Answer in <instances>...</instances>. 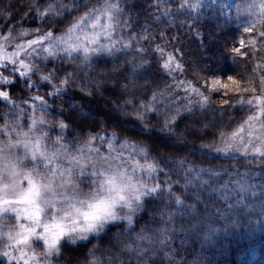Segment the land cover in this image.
<instances>
[{"label":"trees","instance_id":"1","mask_svg":"<svg viewBox=\"0 0 264 264\" xmlns=\"http://www.w3.org/2000/svg\"><path fill=\"white\" fill-rule=\"evenodd\" d=\"M110 2H118L123 9L121 24L114 37L129 43L130 48L114 56H96L88 66L81 59L69 60L63 54L50 58L47 63L38 62L36 70L44 75L54 73L55 84L65 77L70 81L65 87V96L57 103L51 101L53 109L44 115V119L53 128H57L55 125L61 120L70 125L64 130L65 143L74 153L77 146L88 143L89 135L96 138L94 144H99L101 136L106 137L102 140L104 148L110 147L111 143V147L122 149V142L128 140L137 147L150 150L148 162L154 160L158 164L150 183L158 184L160 192L146 198L145 210L134 219V231L124 233L112 226L108 236L102 235L103 243L90 238L92 243L64 245L57 261L59 264L69 261L86 264L89 252L95 251L99 264H137L135 255L123 250L124 244L132 243L135 247L137 234L156 237L162 227H168L175 229L166 246L172 253L171 261L164 257V250L160 249L157 240L151 246L157 251L149 264H264V215L261 214L264 158H223L205 152V148L219 142L221 132L228 134L236 130L256 111L247 103H239L240 96L249 97L251 93L235 91L228 76L240 81L242 88L251 86L256 89V95L261 94L260 77L264 75L261 26L245 32V27L255 17L240 13H233L227 21H216L213 18L215 8H208L205 14L199 15L188 7L193 0H187V3L185 0ZM62 3L66 6V15L53 17L49 12L37 17V7L46 10L48 5H53L59 9L58 0H0V35L24 29L29 30L30 37L49 31L60 36L74 17L103 5L105 0H62ZM85 3L87 8L67 11ZM142 36L148 38L141 39ZM252 40L257 41L255 48L249 43ZM169 54L182 65V70L170 73L164 68ZM249 78H252L251 85ZM212 79L221 80L229 88L217 87L209 91ZM186 87L198 88L207 101L191 91H184ZM29 90L32 89L27 88L25 82L17 79L10 93L22 98ZM142 103L155 104L154 109L144 112L143 123L137 120L135 111ZM71 104H78L79 108L70 107ZM182 105H188L192 111L180 113L175 124L170 125L174 132L167 129L162 132L165 119ZM3 106L0 100V127L6 123L2 119ZM81 109L92 113L94 118L81 120L77 115ZM145 124L151 131L144 130ZM113 133L115 142L108 139ZM124 149L128 152L124 158L144 164L142 156L130 148ZM181 160L185 162L183 167L179 164ZM200 169L215 170L220 175L210 176L207 171L201 173ZM204 180L208 183H203ZM175 196H180L185 205H196L195 218L189 214L190 208L178 210ZM217 209L228 215V221L220 219ZM169 214L173 223H166ZM205 223L221 229L207 241L204 239ZM151 248L145 253L146 257L152 256Z\"/></svg>","mask_w":264,"mask_h":264},{"label":"snow or ice","instance_id":"2","mask_svg":"<svg viewBox=\"0 0 264 264\" xmlns=\"http://www.w3.org/2000/svg\"><path fill=\"white\" fill-rule=\"evenodd\" d=\"M58 4L59 9L53 5H48L46 10L37 7V17L44 16L49 12L53 13V17L66 15V6L62 0H58ZM184 6L182 4V7ZM81 7L87 8V3L76 5L67 11H79ZM188 7L192 9L200 7L199 0ZM257 8L258 12L255 11ZM240 11L238 8V13ZM243 11L249 16H255L254 20L249 21V26L245 27L244 31L252 32L257 28V25H260L259 36L264 41V0H252V3L248 4ZM122 14L123 9L118 2L105 0L103 5L88 9L83 15L74 17L60 36H55L53 32L49 31L43 36L28 40L26 44H17V48L23 51L31 49L32 52L29 55L43 51L53 59L63 54L69 60L81 59L84 65L88 66L91 64L93 55L98 57L114 56L117 52L130 48L129 43L114 37L115 30L120 27ZM165 15H167V11H165ZM125 26H127L126 22ZM29 34L27 30L20 33L21 36ZM147 38V36L141 37V39ZM4 39L7 40L9 37H4ZM44 41L48 42L47 47H43ZM240 43L243 45L244 41L241 40ZM249 43L255 48L257 41L252 40ZM118 44L121 47H117ZM34 46L40 47L38 49ZM137 51L141 50L137 49ZM158 51L162 52L163 49L158 48ZM234 51L238 52L239 49H234ZM19 54L20 52L17 51L9 56L0 55V60L8 61L13 65L8 68L7 63L0 64V69L6 70L9 75L19 73L17 79L25 80V86L29 89L36 87L30 82L33 65L25 63L24 60L14 59ZM45 63H47V58H45ZM163 66L170 73L173 70H182V65L176 62L175 57L171 54L168 55ZM134 74L135 66L133 67ZM212 75L215 76V73ZM40 78L53 88V92L48 94L53 98L59 96L70 84L67 77L61 80L59 85L54 84L52 82L55 78L54 73L41 75ZM228 80L232 85H235V91L251 93L249 97L240 96L239 103H247L251 109L256 111L248 116L236 130L228 134L221 132L214 151L225 156L229 153H240L246 157L253 155L264 158V119H261L264 117V75L260 77V95L255 94L254 87L242 88L241 82L232 76H228ZM15 82L0 72V89L11 87ZM251 84L252 78H249V85ZM217 87L228 89L229 85L219 79H212L209 91H213ZM184 91H191L202 97L203 101H207V97L198 88L186 87ZM227 94L226 91L225 95ZM0 98L8 101L9 92L0 90ZM30 99L38 101L39 104L31 105L33 114L29 117L31 123L27 131L23 129L19 120L12 125L6 122L3 127H0V135L7 137V140H0V219L11 216L15 218L14 230L5 232L0 227V244H4L6 237L8 243L4 244L5 248L13 249L19 253L13 255L5 250L0 254L9 257L10 262H14V264H21V262L23 264H51L52 258H61L64 247L62 242L64 241L71 245H77L78 241L92 243L90 238H95L98 243H103L102 235L108 236L112 226L120 228L124 233L134 231V219L145 210L146 198L156 196L160 192L158 184L150 183L158 168V164L154 160L151 163L148 162L150 150L137 147L130 141L124 140L122 148H130L133 153L142 156L144 164L139 160H126L122 152L115 157L106 156L100 154L99 148L94 146L93 141L96 138L89 135L87 144L77 146L76 152H71L67 143H61L64 140L63 130L68 129L70 125L61 120L59 122L61 133L56 138L59 146L50 151L44 140V137L48 135L47 129L42 127L45 121L43 117L36 118L34 115L38 108L40 111L46 112L47 102L39 96L30 97ZM155 100L156 94L154 93L153 101ZM201 106L204 105L201 104ZM154 108V103H142L140 108L135 110L137 120L143 123L144 112ZM182 111L191 112L192 109L188 105L176 107L174 113L165 119L164 129L161 131L167 129L174 132L175 129L170 125L175 124ZM77 115L85 121L94 118L92 113L83 109ZM18 128L19 131H17ZM144 130L151 131L146 124ZM38 132L42 135L38 136ZM12 133H15L16 139H13ZM100 139L105 140L106 137L101 136ZM108 139L115 142V134L113 133L112 137ZM17 149L23 150L22 156L17 153ZM93 152L98 155L95 157L90 155ZM29 163L32 164L31 168L27 167ZM184 163L182 160L179 161L181 167ZM41 166L45 169L44 173L39 171ZM188 171L191 172L192 169L189 168ZM205 171L210 176L220 175L215 170L200 169L201 173ZM138 172L143 175L137 176ZM145 176L147 179L144 178ZM196 178L199 179V174L196 175ZM203 183L206 184L208 181L204 180ZM85 187L88 188L86 193L84 192ZM241 190H245L243 186ZM169 191L171 192V190ZM174 199L178 210L184 207L190 208L192 211L189 214L195 218L197 215L195 204L185 205L180 196H175ZM231 207L232 205H229V208ZM217 212L220 213V219L228 221L226 213L220 212L219 209ZM261 214L264 215V207H262ZM166 223H173L171 214H169ZM204 228L207 229L204 235L206 241L221 231L212 223H205ZM174 230V228L162 227L156 237L144 233L137 234L136 246L133 247L132 243H126L123 250L134 254L137 264H149V260L155 257L157 251L151 246L158 240L160 249L164 250V257L171 261L172 253L166 250V246L170 241V233ZM37 241H42V245L37 244ZM144 244L149 247H144ZM41 246L44 253L42 257H38L35 249ZM149 248L152 250V256L146 257L145 253L149 251ZM68 264H71V261ZM86 264H99V258L95 251L89 252Z\"/></svg>","mask_w":264,"mask_h":264},{"label":"rangeland","instance_id":"3","mask_svg":"<svg viewBox=\"0 0 264 264\" xmlns=\"http://www.w3.org/2000/svg\"><path fill=\"white\" fill-rule=\"evenodd\" d=\"M194 2H196V0H193L192 3H194ZM199 2H200V7L193 9L195 11V13H197L199 15H201V14L203 15L206 13L208 8H215V11H213V18L216 21L224 22V21L229 20L233 13H238V8L241 10L239 12L240 14H246L243 11V9H245L248 4H251L252 0H199ZM255 11L258 12L259 9L257 8V9H255ZM252 17H255V16H252ZM22 31H25V30L24 29H22V30L16 29V30H13L11 32L7 31L6 33L0 35V55L9 56V55H12L13 53L19 51L20 54L18 56L14 57V59H16L18 61L24 60L25 63H29V64L33 65V74H31L30 82L33 85H35L36 87L31 88L32 90H29L30 92L23 94L24 96L22 98H19L17 96L15 97L13 95L11 96L10 88L17 84V77H18L19 73L9 75V73L6 70L0 69V72H2L3 75L8 76L9 79L16 81L11 87H5L3 89H0V90L9 92V100L8 101H5L3 98H0V100L4 104V106L1 110L2 119L5 120L4 122H7L8 124L11 123V125H12L17 120H19L23 129L25 131H27L28 126L31 123L29 117L33 114L31 105L33 103L39 104L38 101H32L30 99V97L39 96L47 102L46 112H42L38 108L34 114L36 118L43 117V119L44 118L46 119V117L44 115L48 114L47 112L50 111L51 109H53V104L51 101L54 100L57 103L59 100H61L63 98V96H65V94H66V89L64 88V91L59 96H57L55 98L48 95L49 93L53 92V88L49 84H47L46 82L41 80L40 76L44 75V74L42 72H40L39 69L36 70V65L40 61H45V58H47V61H48L51 57H48V54L43 52V51H37V52L29 55V53L32 52L31 49H28L27 51H23V50H19L17 48V44H19V43L26 44V42L28 40L36 39L39 36H43L45 33L38 34L35 37H30V35L21 36L20 33ZM27 31H29V30H27ZM4 37H9V39L5 40ZM47 46H48V42L44 41L43 47H47ZM34 47H37L39 49L40 46H34ZM95 58H96V55H93L91 61H94ZM4 63H7L8 68L13 67V65L11 63H9L8 61L0 60V64H4ZM19 80H21V79H19ZM21 81L23 83L25 82V80H21ZM57 83L60 84V82H57ZM59 84H57V85H59ZM43 92H46V94L43 95L44 94ZM70 107L79 108L78 104L77 105L71 104ZM21 110H23V111H21ZM45 119H44L45 123H44V125H42V127L47 129L48 135L44 137V140H45L49 150L52 151V150H55L59 146L57 144L56 138L61 133V129H60L59 124L55 125V126H57V128H53L52 126H50V123L48 122V120H47V122H48L47 123ZM2 125H4V123ZM19 130L20 129L18 128L17 131H19ZM9 131H11V128H9ZM245 131L247 132V127L245 128ZM37 135L38 136L42 135V133L38 132ZM63 135H64V140L61 141V143H65V136L66 135H65L64 130H63ZM12 137H13V139H16L15 133H12ZM0 140H7V137L0 135ZM97 143H95L94 146L96 148H99L100 154H103L106 156L111 155L113 157L117 156L121 152L123 153V157H124V154L125 155L128 154V152L124 148H122V149L118 148L117 149V148L111 147V151H110V147H108V146L104 148V141H102V140L99 142V144H97ZM214 146L215 145L205 148V152L208 154H211V155L221 156L223 158H226V157H228V158L229 157H238V158H244V159L261 158L259 156H253V155H249L246 157L244 155H241L240 153H229L227 156H225L221 153L215 152ZM16 151L19 155H21V156L23 155L22 149H17ZM90 155L95 157L98 154L93 152V153H90ZM125 159L129 161V159H127L126 157H125ZM27 167L31 168L32 164L29 163L27 165ZM39 171L41 173H44L45 169L41 166L39 168ZM142 175H143V173H140V172L137 173V176H142ZM144 178L147 179L146 176ZM85 183H87V182H85ZM25 184H26V181H25ZM87 191H88V188L85 187L84 192L86 193ZM0 227H2L5 232H7L9 230H14L15 229V218H14V216L8 217L6 219H0ZM7 243H8V241L5 237L4 244H7ZM62 243L64 245H71V244H68L66 241H64ZM79 243H81V242L78 241L77 244H79ZM4 244H0V253L7 250L10 253H12L13 255L19 254V253L15 252L13 249L5 248ZM37 244L42 245V241H37ZM35 250H36V254L38 257L43 256L44 249L42 246L36 247ZM57 260H58L57 258H52L51 264H59V262ZM0 264H14V262H10L9 257L3 256L2 254H0ZM21 264H23V262H21Z\"/></svg>","mask_w":264,"mask_h":264}]
</instances>
